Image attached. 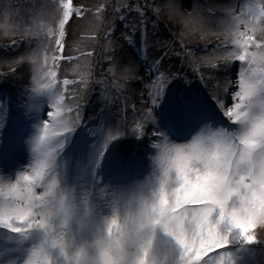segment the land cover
Returning a JSON list of instances; mask_svg holds the SVG:
<instances>
[{"label":"rangeland","instance_id":"1","mask_svg":"<svg viewBox=\"0 0 264 264\" xmlns=\"http://www.w3.org/2000/svg\"><path fill=\"white\" fill-rule=\"evenodd\" d=\"M237 1L0 0V116L5 119L0 133V205L15 201L17 196L27 197L26 182L20 180L17 184L16 178L23 171L34 175L39 170L38 161L48 159L46 154L35 152L34 145L42 122L48 119L54 92L64 100L63 123L69 127L79 125L77 111H69L76 104L80 105L83 121L74 133L63 138L67 141L64 149L71 148L77 158H71L73 165L65 167V159L60 158L62 151L57 149L55 175L61 187L74 195L81 206L87 199L94 221L111 216L114 208L123 214L131 201L151 195L166 170L167 182H174L180 162L174 163L173 145H191L197 135L207 142L212 133L240 131L242 126L231 124L212 99L215 96L217 102L231 106V94L238 90L239 72L247 66L232 58L213 59L237 51L231 43L233 14L246 12L252 0ZM193 9L210 30L224 35L219 39L201 38L198 33L186 31ZM65 11L68 18H64ZM210 60L217 64L216 69L210 68ZM53 72L54 77L50 75ZM177 72L190 82H179L188 89L179 99L192 118L185 120L179 131L159 123L157 130L165 135L145 137L142 142L128 139L131 137L113 142L99 171L115 170H109L111 179L121 173L125 174L122 178H129L94 180L89 170L108 131L121 123V117L125 126L138 121L152 129L145 85L151 86L161 74L169 78ZM176 84L174 80L168 88ZM164 99L169 101L170 94L166 93ZM175 100L172 97L173 104ZM23 122L25 132L19 130ZM169 133L174 135L173 140ZM127 141L142 144L130 172L120 169L121 161L115 152L117 144ZM190 153L191 149L182 155ZM13 185L16 192L12 191ZM34 191L40 194L44 189ZM24 203L28 201L25 199ZM249 234L264 241V222L257 220ZM15 237L0 228V264H23L43 239L39 232H33L21 236L25 239L17 245ZM232 239L225 251L233 253L236 264L240 263L237 254L245 256L243 263L247 258L251 264H264V242L245 246L235 232ZM81 243V239H76L67 249L68 255ZM51 255L53 264H67L58 248L52 249Z\"/></svg>","mask_w":264,"mask_h":264},{"label":"snow or ice","instance_id":"2","mask_svg":"<svg viewBox=\"0 0 264 264\" xmlns=\"http://www.w3.org/2000/svg\"><path fill=\"white\" fill-rule=\"evenodd\" d=\"M64 18H68L67 11ZM231 31V43L237 51L230 57L247 66L239 72L231 106L225 107L215 96L212 99L224 117L231 124L241 125V130L212 133L207 142L197 135L191 145H173L174 163L180 162L174 182L162 178L151 195L131 201L123 214L114 208L111 216L94 221L87 199L81 206L61 187L55 175L54 153L57 149L63 151L67 143L63 138L74 133L83 121L80 105L76 104L69 111H77L79 125H65L61 116L64 100L54 92L48 119L42 122L34 145V151L46 154L48 159L38 161L39 170L34 175L23 171L16 178L17 184L20 180L26 182L27 197L17 196L15 201L0 205V228L22 237L33 232L43 237L23 264H53L51 251L57 248L67 264H236L233 253L225 251L233 243L234 232L245 246L264 242L249 234L257 220L264 222V0H252L246 12L233 14ZM208 63L210 68H217V64ZM50 75L54 77L55 73ZM174 80L177 84L169 89ZM180 81L190 84L177 72L169 78L161 74L151 86L145 85L152 129L138 121L125 126L121 117V123L108 131L102 149L94 157L89 170L94 180L110 179L99 169L113 142L128 137L142 142L145 137L165 135L157 130L159 123L179 131L181 124L192 118L179 99L182 92L188 91ZM166 93L170 94L169 101L164 99ZM172 97H176L174 104ZM4 124L0 116V133ZM141 147L131 141L116 147L120 169H133ZM189 149L190 155L183 156ZM36 188L44 191L37 194ZM12 191H17L16 185ZM76 239L82 243L69 256L67 249Z\"/></svg>","mask_w":264,"mask_h":264},{"label":"clouds","instance_id":"3","mask_svg":"<svg viewBox=\"0 0 264 264\" xmlns=\"http://www.w3.org/2000/svg\"><path fill=\"white\" fill-rule=\"evenodd\" d=\"M192 11V17L187 20V28L186 31L189 33H198L201 38H211L215 37L216 39H219L222 35H224L222 32L218 31H212L210 30L206 23L201 19L199 13L197 10L193 9ZM230 56H214V60H228L230 59ZM208 62H211L208 61Z\"/></svg>","mask_w":264,"mask_h":264},{"label":"bare ground","instance_id":"4","mask_svg":"<svg viewBox=\"0 0 264 264\" xmlns=\"http://www.w3.org/2000/svg\"><path fill=\"white\" fill-rule=\"evenodd\" d=\"M240 2V0H238L237 1V3H239ZM7 90H8V88H7ZM8 94V93H7ZM11 95H14L13 93L11 94ZM197 120H199L198 119V117L196 116V124H197ZM24 123V126L23 127H20V131H21V129L25 132L26 131V129H25V122H23ZM195 126H197V125H195ZM191 132H193V131H191ZM128 139H130V140H132L131 138H128ZM129 141H127L126 143H128ZM132 142V141H131ZM124 143V142H123ZM72 144H74V142H72ZM69 162H70V159H69V155H68V160H67V163L69 164ZM103 164H104V162H103V160L101 161ZM29 163V162H28ZM150 163V162H149ZM120 167V166H119ZM148 167L151 169V167L148 165ZM112 171H115V170H110V172H112ZM161 177L163 178V179H165L166 181L168 180V174H167V177H165V174L164 175H161ZM116 179H119V178H116ZM166 187H167V184L165 185ZM15 234V233H14ZM17 237H15L14 238V241H19L18 243H17V245L18 244H21L23 241H24V239L25 238H21V236L19 235V234H15Z\"/></svg>","mask_w":264,"mask_h":264},{"label":"water","instance_id":"5","mask_svg":"<svg viewBox=\"0 0 264 264\" xmlns=\"http://www.w3.org/2000/svg\"><path fill=\"white\" fill-rule=\"evenodd\" d=\"M125 144H126V142H125Z\"/></svg>","mask_w":264,"mask_h":264},{"label":"trees","instance_id":"6","mask_svg":"<svg viewBox=\"0 0 264 264\" xmlns=\"http://www.w3.org/2000/svg\"><path fill=\"white\" fill-rule=\"evenodd\" d=\"M201 45V44H200Z\"/></svg>","mask_w":264,"mask_h":264}]
</instances>
